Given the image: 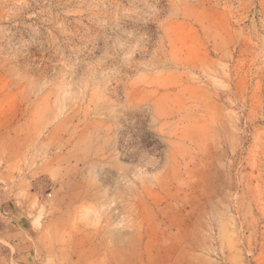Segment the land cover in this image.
Wrapping results in <instances>:
<instances>
[{
  "label": "rangeland",
  "instance_id": "rangeland-1",
  "mask_svg": "<svg viewBox=\"0 0 264 264\" xmlns=\"http://www.w3.org/2000/svg\"><path fill=\"white\" fill-rule=\"evenodd\" d=\"M20 215L0 264H264V0H0Z\"/></svg>",
  "mask_w": 264,
  "mask_h": 264
},
{
  "label": "crops",
  "instance_id": "crops-1",
  "mask_svg": "<svg viewBox=\"0 0 264 264\" xmlns=\"http://www.w3.org/2000/svg\"><path fill=\"white\" fill-rule=\"evenodd\" d=\"M23 210V209H22ZM11 219V218H10ZM6 220V228H2L3 230L0 231V238L7 239L10 238L8 233H4V230L7 229L11 231L12 229L18 231V235L27 236V232L32 234V231H35L32 223L25 217V215H20L15 219Z\"/></svg>",
  "mask_w": 264,
  "mask_h": 264
}]
</instances>
